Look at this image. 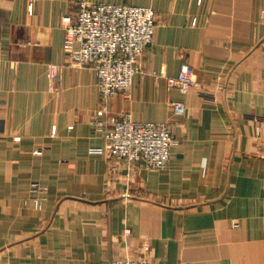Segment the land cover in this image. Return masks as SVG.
<instances>
[{"label":"crops","instance_id":"1","mask_svg":"<svg viewBox=\"0 0 264 264\" xmlns=\"http://www.w3.org/2000/svg\"><path fill=\"white\" fill-rule=\"evenodd\" d=\"M80 1L0 0V264H264V0H87L157 14L142 71L109 110L171 125L180 144L161 171L92 152L106 143L90 124L96 75L68 66L62 27ZM185 65L188 93L167 82Z\"/></svg>","mask_w":264,"mask_h":264},{"label":"built area","instance_id":"2","mask_svg":"<svg viewBox=\"0 0 264 264\" xmlns=\"http://www.w3.org/2000/svg\"><path fill=\"white\" fill-rule=\"evenodd\" d=\"M30 13H33L32 8ZM65 31L64 51L72 69H91L97 80L100 110L91 119L93 133H103L105 147L93 149L108 160L131 169L141 166L147 171L168 168L172 150L180 144L169 123L138 122L131 113L110 115L109 101L119 94L130 93L134 77L143 69L146 52L154 45L157 14L151 7L123 4L91 3L81 0L75 13L62 21ZM61 67L50 66L51 88L61 80ZM195 69L185 65L178 78H168L169 88L188 93L197 82ZM173 115L185 114L182 103L172 104ZM261 136V130H257ZM41 154V151H36ZM264 159V158H263ZM37 210H41L47 187L35 182ZM235 227L239 223L234 224ZM111 264H173L166 261H135L115 259Z\"/></svg>","mask_w":264,"mask_h":264},{"label":"water","instance_id":"3","mask_svg":"<svg viewBox=\"0 0 264 264\" xmlns=\"http://www.w3.org/2000/svg\"><path fill=\"white\" fill-rule=\"evenodd\" d=\"M225 195H223L224 197ZM223 197H221L220 199H222ZM184 208H187V207H178V209H184Z\"/></svg>","mask_w":264,"mask_h":264}]
</instances>
